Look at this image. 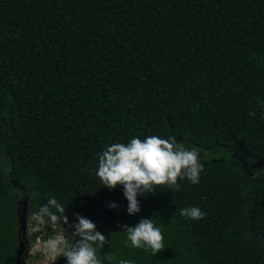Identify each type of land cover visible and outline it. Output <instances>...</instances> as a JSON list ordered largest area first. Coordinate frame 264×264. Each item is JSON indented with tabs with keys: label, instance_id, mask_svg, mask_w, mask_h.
Returning a JSON list of instances; mask_svg holds the SVG:
<instances>
[{
	"label": "trees",
	"instance_id": "1",
	"mask_svg": "<svg viewBox=\"0 0 264 264\" xmlns=\"http://www.w3.org/2000/svg\"><path fill=\"white\" fill-rule=\"evenodd\" d=\"M153 135L197 149L203 171L129 215L98 158ZM24 198L32 242L79 239L78 214L109 241L101 264H264V0H0V264H15ZM50 198L68 224L55 208L32 219ZM192 206L203 219L181 215ZM146 218L156 255L121 227Z\"/></svg>",
	"mask_w": 264,
	"mask_h": 264
},
{
	"label": "clouds",
	"instance_id": "2",
	"mask_svg": "<svg viewBox=\"0 0 264 264\" xmlns=\"http://www.w3.org/2000/svg\"><path fill=\"white\" fill-rule=\"evenodd\" d=\"M202 171L203 164L197 149L186 148L175 137L162 139L153 135L143 140L132 138L128 143L111 144L99 155L96 175L109 190L122 186L128 201L127 213L136 215L141 211L138 195L154 193L160 186L178 189V180L181 179L198 184ZM109 207L116 208L117 205L111 203ZM52 208L68 224L65 209L55 198L41 206L32 219L40 224L45 223V217L57 221L60 217L52 212ZM180 213L192 220L203 219L206 215L195 206L181 209ZM76 220L78 222L70 227L75 229L73 235L79 239L69 242L58 236L48 242V249L66 258V264H101L97 246L102 248L109 241L91 220L78 214ZM121 227L132 247L150 249L153 255L164 249V237L152 218L141 219L132 227L127 224ZM120 264H131V261L121 260Z\"/></svg>",
	"mask_w": 264,
	"mask_h": 264
},
{
	"label": "rangeland",
	"instance_id": "3",
	"mask_svg": "<svg viewBox=\"0 0 264 264\" xmlns=\"http://www.w3.org/2000/svg\"><path fill=\"white\" fill-rule=\"evenodd\" d=\"M27 225H28L27 237L29 240L28 241L29 244H28V246L24 252L25 262L27 264H54V263H56V261L62 256L51 252L47 247L48 242L54 238H52L46 242H44L40 239H38L35 242H32L29 237H30V233L34 229L30 228L29 220H27ZM59 236L64 237L62 234H60Z\"/></svg>",
	"mask_w": 264,
	"mask_h": 264
},
{
	"label": "water",
	"instance_id": "4",
	"mask_svg": "<svg viewBox=\"0 0 264 264\" xmlns=\"http://www.w3.org/2000/svg\"><path fill=\"white\" fill-rule=\"evenodd\" d=\"M27 208H28V200L24 199V207L20 213V231H19V239H20V249L16 256L15 264H27L24 258V252L29 244V240L27 237ZM113 209H100L98 210L99 214H110ZM54 264H66V258L63 256L60 257L56 263Z\"/></svg>",
	"mask_w": 264,
	"mask_h": 264
},
{
	"label": "flooded vegetation",
	"instance_id": "5",
	"mask_svg": "<svg viewBox=\"0 0 264 264\" xmlns=\"http://www.w3.org/2000/svg\"><path fill=\"white\" fill-rule=\"evenodd\" d=\"M20 203H21V204L23 203V199H20Z\"/></svg>",
	"mask_w": 264,
	"mask_h": 264
}]
</instances>
